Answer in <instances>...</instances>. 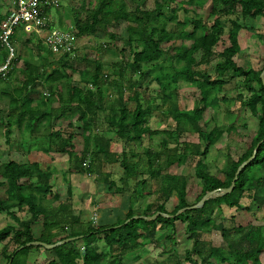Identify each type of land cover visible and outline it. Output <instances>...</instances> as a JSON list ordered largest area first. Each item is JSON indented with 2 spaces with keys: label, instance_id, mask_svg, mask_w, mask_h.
Wrapping results in <instances>:
<instances>
[{
  "label": "trees",
  "instance_id": "trees-1",
  "mask_svg": "<svg viewBox=\"0 0 264 264\" xmlns=\"http://www.w3.org/2000/svg\"><path fill=\"white\" fill-rule=\"evenodd\" d=\"M5 2L12 4L10 0ZM187 2L199 6L207 3L212 22H206L199 13L185 5H178L176 0H153L152 6L142 5L138 0L131 9L126 0H80L78 5L67 8L72 26L79 36L102 31L111 43H115L118 38L117 26L125 22L128 46L119 49L126 58L113 63L117 77L104 72L99 58H74L68 54L55 58L37 35L31 34L23 40V45H32L38 63L27 58L19 67L17 62L20 57L16 56L7 76H0L10 88L3 89L0 94V102L1 97H8L7 109L2 110L0 106V113L6 115L0 118L6 142H11L12 127L16 125L22 135L25 133L23 130L29 131V137L34 135L33 139L28 137L26 142L21 140L19 143L27 153L31 146L36 144L39 148L38 144L44 143L41 146L44 152L67 156L60 168L91 174L103 171L106 164L118 162L123 170V180L141 176L137 182L145 187L149 178L142 176L147 174L157 186L145 187L142 192L133 189L125 218H119L113 224L85 225L79 216L69 214L73 206L67 202L73 197L68 177L65 178V197L55 189V174L49 165L30 159L27 162L10 159L0 164V187L4 189L0 195V213H6L14 222L0 228V256L4 264H8L12 257L11 264H29L30 252L44 248L31 245L16 251L28 242L40 240L54 243L72 236L81 237L46 249L53 256L46 260V264H122L126 255L130 256L139 246L154 248L156 245L162 248L161 253L165 255L162 264H220L230 259L233 264H261L259 255L264 249L261 225L226 228L217 221L218 216H222L223 205L242 209L240 201L243 197L255 199L256 192L264 189V84L260 78L264 69V54L259 53V48L243 47L244 40L264 44V29H251L240 22V18L263 16L264 0ZM57 10L60 14V8ZM166 10L174 13L176 28L169 25L172 20L167 18ZM178 10H184L185 14L193 13L194 16L177 21ZM7 13L8 10L0 11V24ZM224 19L231 24L227 33L229 44L216 51L225 33ZM189 25L191 28H188ZM22 35L13 36L14 44L21 41ZM179 40L190 43L177 44ZM251 50L253 53H250ZM7 55L0 44V64ZM164 56L175 60L178 65L172 63L163 67ZM215 58L217 62L210 71ZM228 73L231 75L227 79ZM73 74L77 75L79 82H73ZM237 77L241 79L238 101L258 117V126L248 147L237 158L229 156L224 177H219L209 172L206 159L211 146L223 137L224 131L205 130L200 122L209 106L226 101V97H219L218 93ZM69 79L73 83L69 84ZM179 79H184L199 90L201 97L191 109L180 108ZM152 80L157 86L154 90L150 89ZM39 83L48 94L37 89ZM37 91L40 97L35 100L32 94ZM165 106L167 113L175 120V127L158 131L148 122L155 109L161 110ZM41 128L44 130L41 131ZM233 129L231 126L227 131ZM188 132H194L204 140V147L200 143L181 142ZM159 133H163L159 148L148 146L143 153L126 152L125 147L117 150L120 144L139 143L145 137L152 140ZM77 135L83 138L80 151L74 149L73 139ZM261 140L255 158L241 171L231 193L208 199L200 208L177 213L198 202L207 191L230 186L239 165L253 154ZM171 143L175 144L174 148L170 147ZM190 159L195 160V176L202 183V190L193 204L187 200L188 177L169 172L175 164L188 163ZM141 166L145 168L143 172ZM252 171L257 173L249 175ZM111 174L105 173L108 189L121 193L122 187L111 179ZM152 192H156L155 199L135 206L137 198L144 199ZM173 193L177 203L169 211L166 201ZM261 199L264 201V193ZM157 212L160 213L154 220L133 218L135 215L151 216ZM55 216L68 219L71 229L65 233H60V228L51 232L54 226L63 225L62 221L55 224L49 222ZM37 222H43L39 236L33 231ZM177 222L184 225L186 237L192 242L182 258L176 248ZM213 230L221 231L227 241V249L203 239L204 233ZM161 231L163 236L160 237ZM234 233H239V236L233 237ZM163 238L171 240L175 246L165 250V244L161 242ZM99 241L103 242L102 248ZM170 253L175 255L176 261L167 263Z\"/></svg>",
  "mask_w": 264,
  "mask_h": 264
},
{
  "label": "rangeland",
  "instance_id": "rangeland-1",
  "mask_svg": "<svg viewBox=\"0 0 264 264\" xmlns=\"http://www.w3.org/2000/svg\"><path fill=\"white\" fill-rule=\"evenodd\" d=\"M61 6L60 8V14L58 13V10H54L55 13V23L58 27H62V29L69 30L71 32H75V29L72 26V19L71 14L68 12L67 8L70 5H78L80 0H60ZM138 0H126L127 6L131 9L134 8ZM178 5H185L188 9H192L195 13H199L206 22L211 23L212 18L208 15V9H207V3H205L203 6H199L195 3L189 4L187 0H176ZM140 3L146 4L147 6H152L153 0H140ZM174 4H172L173 6ZM9 9V5L5 2V0H0V11L6 12ZM67 10V11H66ZM167 18L172 20V23L169 22V25H175V15L172 11L166 10ZM186 12L184 10H178V20H187L188 18L193 17V13L185 14ZM230 17L234 18V15H231ZM229 17V18H230ZM174 19V20H173ZM240 22L243 25L248 26L251 29H254L256 27H263L264 29V15L259 16L258 18H240ZM225 28V33L223 35V39L219 42V45L216 47V51H220L224 48V46L228 45V30L231 27V24L229 21L224 19L222 22ZM176 28V25H175ZM188 28H191L189 25ZM118 31V38L117 41L114 43L110 42V38L106 35L105 32L98 31L94 35H87V36H79L76 34L75 41H76V49H75V56L74 58H88V59H95L99 58L101 59L103 63V70L104 72L110 73L113 77H117V73L114 71L113 63L119 62V60H124L126 56L122 55L119 51V49L123 47L128 46L127 41V31L125 28V22L122 21L120 25L117 26ZM21 34V33H19ZM18 34V35H19ZM25 36H21V41L19 43H15V54L16 56L20 57V59L17 62V65L19 67H22L23 62L25 59L29 58L38 63V60L36 59V56L32 52V45H23V40H25ZM181 42H184L186 44H189L190 41L179 40L177 44H180ZM244 48L248 46L249 49L253 48H259V53L264 54V44H261L254 40L247 41L244 40ZM173 52V50H172ZM250 53H253L252 50ZM15 56V58H16ZM165 61L163 59L161 65L163 67H167L170 64L174 63L175 65L178 63L175 60H171L168 58V56H164ZM247 57V56H245ZM197 58H199V55H197ZM175 61V62H173ZM217 62V59L215 58L212 61L211 66L209 67V70L212 71L215 63ZM179 65H182V63H179ZM233 74V73H232ZM231 73L227 74V79L230 77ZM71 79L67 81L69 84L79 82L78 77L76 74H73V82ZM78 84V83H77ZM240 84L241 79L237 77L234 80H231L227 87L224 88L222 92H219V97H226V101L221 100L216 106H209L206 111L204 112V117L201 120V126L205 130H212L214 132H217L218 130H223L224 134L223 137H221L213 146L210 148V152L207 157V163H208V170L212 174H215L219 177H224L223 171L227 168L228 164V158L230 155L237 158L239 155L248 147V145L251 142L252 137L255 134V131L258 126V117L254 114H252L248 108L241 105V103L238 101V93L240 91ZM157 88L155 82L152 80L150 83V89ZM3 89L9 90L5 84L0 78V94ZM39 91L42 93L48 94L47 90L43 88L42 84L39 83V87H37ZM12 91V90H11ZM178 103L180 105V108L183 109H191L196 101L201 97L199 90L196 86L186 82L184 79H179V90H178ZM32 97L37 100L40 97V93L34 92L32 94ZM0 106L2 110L7 109L8 106V97H1ZM5 118V113H0V118ZM1 122V121H0ZM149 125L158 130L161 131L163 129H174L175 127V120L169 115L166 111V106L163 109H155L154 113L151 115L149 119ZM233 127V131H227L229 127ZM41 131L44 130V128L40 129ZM23 135L21 134L18 127L13 126L12 127V140L10 143L6 142V137L4 135V127L0 123V164L7 162L10 159H15L22 162H27L28 159L31 161H41L45 163L47 166L49 165L51 168V171L54 172L55 178L53 180V183H55L54 187L59 192L61 196L67 197V180L65 181V178L68 177L69 181L71 182L72 187V200H69L67 203L71 204L73 206L70 207L69 210H71L72 213L76 216H79L80 219H82V222L85 223V225H89V222L93 221V224L98 225L99 221V211L100 213L105 211L104 216H108L107 220L110 221L116 220L115 219V213L117 212L121 216L124 217V211L127 208L128 201L126 200L129 195L132 194L133 189L137 190L138 192H142L143 188L145 187H156L157 183L154 181H150L151 177H148L147 174H144L142 177L149 178V183L144 187L143 184H139L137 181L141 179L140 177H131L123 180V170L120 164L114 163V164H106L103 166V171H95L91 174L89 173H82V172H71L66 170L65 168H60V165L63 164L67 156H63V154L60 153H52V152H44L41 149V146L44 143H39L37 145L31 146L30 150L27 151L24 150L21 146H19L20 141L26 142L29 137V131L23 130ZM163 133H159L155 135L152 140H149L148 137L143 138L139 143H130V144H120L117 147V150L120 151L123 147H125L126 152H139L143 153L146 147H152L154 149L159 148V141L160 138H162ZM33 139L34 135L30 136L29 139ZM44 140V138L42 139ZM183 141L187 142H194V143H200L202 147H204V140H202L196 133L194 132H188L186 135H184L181 139ZM42 142V141H41ZM74 142V149L75 151H80L83 147V138L80 135H77L73 139ZM180 142V144H181ZM175 144L171 143L170 147L174 148ZM143 156V159H145V156ZM130 157V156H129ZM59 161V162H52ZM195 160L190 159L188 163H178L175 164L170 168V173L173 174H181L188 177V185H187V200L190 204L195 203L197 195L202 190V183L201 180L195 176V170H194ZM140 168V166H139ZM57 170V171H56ZM145 168L141 166V172H143ZM110 172L112 173L111 179H113L117 186L122 187V192L115 193L111 192L108 189V184L105 180V173ZM254 171H252V175ZM257 171H255L254 174H256ZM1 179V176H0ZM58 181V183H56ZM146 188V189H147ZM264 192L263 188H260L256 193V198H248L243 197L244 199H241L243 207L247 205L250 207V212L241 209V213L244 216V220H242L240 217H243L241 215H238L235 219L234 223L232 220H228L225 223H222L224 226L226 225H233L235 223H248L250 224L251 220L258 223V224H264V201L259 198H261L262 193ZM4 193V189L0 187V195ZM157 197L156 192L150 193L149 197H146L144 199H141L140 197L137 198V205L136 207L140 206L143 202L151 201L152 199H155ZM126 198V199H125ZM131 199V196H130ZM255 201H257V204H255ZM177 203V197L175 193H173L169 199L166 201V207L170 211L174 208V206ZM56 205L57 202H54ZM48 203H46V206ZM109 207V208H108ZM248 209V211H249ZM55 210V209H54ZM99 210V211H98ZM224 210L226 214L229 215L230 209L227 207H224ZM253 210V211H252ZM246 212V214H245ZM112 216V218H109V215ZM20 214H25L23 212H20ZM246 215V216H245ZM258 215L259 217H255ZM221 214L218 216V222ZM96 217V219H95ZM125 218V217H124ZM227 219V217H225ZM103 220V217H102ZM111 220V221H112ZM249 220V221H247ZM59 221L63 222V225L61 227L54 226L51 229V232L55 229H59L60 233H65V231L70 230L71 228L68 226L70 225V221L68 219H64L60 217L58 219L57 216L52 217L49 219L50 223H58ZM8 223H14L12 218L7 215L6 213H0V228L7 225ZM43 223V222H41ZM40 222H37L34 225L33 231L36 236H39L43 229V224ZM243 225V226H247ZM177 248H178V254L182 258V255H184V250L186 249V246L188 245V239L185 235L184 231V225L181 222H177ZM78 228V226H75ZM235 237L239 236V233H234ZM203 238L211 240L213 244L216 245H222L225 246L227 241L224 239L221 231L217 230L213 233H204ZM224 239V240H223ZM165 244V250H168L173 247V243L169 239H161ZM226 241V242H225ZM225 242V243H224ZM158 244V243H157ZM1 245V244H0ZM161 247H143L140 246L133 251V253L129 256V254L126 255V257L130 260H133L134 256L137 255L139 252H141V258L138 263L136 264H151L150 259L152 260L155 258L156 261H163L165 258V255H162ZM36 251V250H34ZM44 253V254H43ZM146 253L148 254L147 256ZM52 253L46 251L45 248H40L39 253L35 252V259L33 260L32 264H46V258L49 260ZM40 255V256H38ZM46 257L44 258L43 257ZM153 256V257H152ZM125 257V258H126ZM124 258V259H125ZM126 258V259H127ZM168 262H174L176 261L175 255L171 254L168 257ZM160 261V262H161ZM264 262V249L261 251L259 255V263ZM0 264H4V259L0 256Z\"/></svg>",
  "mask_w": 264,
  "mask_h": 264
},
{
  "label": "built area",
  "instance_id": "built-area-1",
  "mask_svg": "<svg viewBox=\"0 0 264 264\" xmlns=\"http://www.w3.org/2000/svg\"><path fill=\"white\" fill-rule=\"evenodd\" d=\"M10 1L12 4L0 24V44L8 53L5 61L0 64L1 77L7 76L16 56L13 42L15 34L22 33L25 37L37 35L55 58L65 54L75 56L76 34L55 23L54 10L61 6L60 0Z\"/></svg>",
  "mask_w": 264,
  "mask_h": 264
},
{
  "label": "crops",
  "instance_id": "crops-1",
  "mask_svg": "<svg viewBox=\"0 0 264 264\" xmlns=\"http://www.w3.org/2000/svg\"><path fill=\"white\" fill-rule=\"evenodd\" d=\"M258 18V17H257ZM257 193V192H256ZM264 193V192H263ZM263 193H262V195H263ZM261 195V196H262ZM130 196L131 195H129L128 196V198L126 199L127 201H128V204H127V208L125 209V211H124V217H126V214H127V212H128V209H129V207H130V202H131V199H130ZM242 199H244V198H242ZM259 200H261V198H259ZM240 203L242 204V202L240 201ZM255 204H257V201H255ZM57 205V204H56ZM136 205H137V203H136ZM135 205V206H136ZM246 206L247 205H245L244 207H243V210H245V211H247L248 213L250 212V209H249V211L247 210V209H245L246 208ZM224 207H227L228 209H230L229 211H230V213H229V215L228 214H226V212H225V210H224ZM109 208V207H108ZM250 208V207H249ZM106 209L107 208H105V211L104 212H102V213H100L101 211H99V219H98V225H107V224H113V223H115V222H117L116 220L114 221V220H110V221H108L107 220V218H108V216H104V214H105V212H106ZM222 209H223V213H222V216H220V220H219V222H222V223H225L226 221H228V220H232L233 221V223H234V221H235V219L237 218V216L238 215H241V216H243L242 215V213H241V209H236V207H229L228 205H223L222 206ZM253 211V210H252ZM115 213V219H117V217L118 218H124L123 216H121L120 214H118L117 212H114ZM245 214H246V212H245ZM108 215H109V213H108ZM246 216V215H245ZM102 217H103V220H102ZM225 217H227V219L225 218ZM255 217H259L258 215H256ZM109 218H112V216L111 215H109ZM242 220H244L245 221V219H244V216L243 217H240ZM247 221H249V220H247ZM218 222V221H217ZM83 223V222H82ZM90 223H93V221H92V219H91V221L89 222V224ZM83 224H85V223H83ZM249 224V223H248ZM250 224H256V225H261L262 226V230H263V233H264V224H258V223H256V222H254V221H252L251 220V222H250ZM239 225H247V223L245 224V223H239V224H237V223H235V224H233V225H226L225 227L226 228H233V227H237V226H239ZM177 228H178V226H177ZM215 231H217V230H213L211 233H213V232H215ZM178 232V231H177ZM161 233H163V231H161L160 232V237L161 236H163ZM185 233V232H184ZM206 234H208V233H206ZM186 235V234H185ZM233 237H235V235H232ZM236 238V237H235ZM203 239H205V238H203ZM177 240V239H176ZM205 240H208V239H205ZM224 240V239H223ZM208 241H210V242H212L211 240H208ZM188 245L186 246V249L187 248H190L191 247V244H192V242L190 241V240H188ZM226 242V241H225ZM224 242V243H225ZM99 243V245L101 246L100 248H102L103 247V242L102 241H99L98 242ZM213 244V243H212ZM214 246H219V247H222V248H224V249H227V243H226V245L225 246H222V245H216V244H213ZM41 246V245H40ZM175 245H173V247H174ZM44 247V246H43ZM150 247H152V246H150ZM149 247V248H150ZM172 247V248H173ZM178 246H177V244H176V248H177ZM45 248V247H44ZM172 248H170V249H172ZM45 249H47V248H45ZM170 249H168V250H170ZM185 249V250H186ZM177 250H178V248H177ZM185 250H184V253H185ZM39 251H40V249H38V250H36V251H34V250H32L31 252H30V254H29V257H28V261H29V264H32V262H33V260L31 261V259H35L36 258V256H35V252H37V253H39ZM161 251H162V249H161ZM44 254V253H43ZM171 254V253H170ZM148 254L146 253V255L145 256H147ZM167 255L168 254H166V257H167ZM38 256H40V255H38ZM184 255H182V257H183ZM43 257H44V255H43ZM49 257H50V259L53 257L52 256V254L51 255H49ZM153 257V256H152ZM44 258H46V257H44ZM127 258V257H126ZM123 259V261H122V264H136V263H138L140 260H142L143 258H141V252H139L137 255H135L134 256V258H133V260H130V259ZM46 260H48L47 258H46ZM161 260H159V261H156L155 260V258H153L152 260L150 259V262H151V264H162L163 262H164V260L163 261H161ZM214 261H215V259H214ZM220 264H233V262H232V259H230L229 261H226V262H224V263H220ZM261 264H264V262H262Z\"/></svg>",
  "mask_w": 264,
  "mask_h": 264
},
{
  "label": "water",
  "instance_id": "water-1",
  "mask_svg": "<svg viewBox=\"0 0 264 264\" xmlns=\"http://www.w3.org/2000/svg\"><path fill=\"white\" fill-rule=\"evenodd\" d=\"M260 78L262 79V82L264 84V69L262 70V72L260 74ZM261 143H262V140L260 142H258L257 145L255 146V148L253 150V154L247 160L243 161L239 165V167L236 170L235 176H234L230 186L225 187V188H217V189H214V190L207 191L198 202H196L195 204H193L191 206L182 208L177 213H180V212H182V211H184L186 209L200 208V207L204 206L205 201L208 200V199L215 198V197H218V196H222L224 194L231 193L233 191V189L235 188V186H236V181L239 178V174L255 158L256 153H257L258 148H259ZM159 213L160 212H157V213H155V214H153L151 216L135 215L133 218H144V219H147V220H154V219L157 218ZM164 216L169 217V216H172V215L171 214H164ZM126 222H128V220ZM79 237H81V236H72V237H68V238L56 241L54 243H46V242H43V241H40V240H35V241L28 242L25 245L19 247L16 251L22 249L25 246H31V245H41V246H44L47 249H53V248H55V247H57L59 245H62V244L67 243L69 241H73V240H75V239H77ZM12 259H13V257L9 260L8 264H11Z\"/></svg>",
  "mask_w": 264,
  "mask_h": 264
},
{
  "label": "clouds",
  "instance_id": "clouds-1",
  "mask_svg": "<svg viewBox=\"0 0 264 264\" xmlns=\"http://www.w3.org/2000/svg\"><path fill=\"white\" fill-rule=\"evenodd\" d=\"M45 94V93H44Z\"/></svg>",
  "mask_w": 264,
  "mask_h": 264
}]
</instances>
